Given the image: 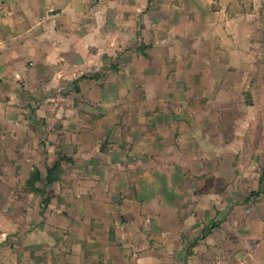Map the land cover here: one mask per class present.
<instances>
[{
	"label": "rangeland",
	"instance_id": "obj_1",
	"mask_svg": "<svg viewBox=\"0 0 264 264\" xmlns=\"http://www.w3.org/2000/svg\"><path fill=\"white\" fill-rule=\"evenodd\" d=\"M106 24L87 32L86 71L38 86L18 113L30 117L0 130V264H157L176 214L206 216L207 196L249 213L264 197L254 57L241 72L161 78L133 32Z\"/></svg>",
	"mask_w": 264,
	"mask_h": 264
},
{
	"label": "crops",
	"instance_id": "obj_2",
	"mask_svg": "<svg viewBox=\"0 0 264 264\" xmlns=\"http://www.w3.org/2000/svg\"><path fill=\"white\" fill-rule=\"evenodd\" d=\"M108 18L112 36L130 31L143 42L142 62L164 67L158 77L241 72L254 57L264 87V0H0V130L30 117L18 113L34 108L41 84L86 71L87 32L104 31ZM246 204L207 196L206 216L170 218L157 264H264V197L249 213Z\"/></svg>",
	"mask_w": 264,
	"mask_h": 264
},
{
	"label": "trees",
	"instance_id": "obj_3",
	"mask_svg": "<svg viewBox=\"0 0 264 264\" xmlns=\"http://www.w3.org/2000/svg\"><path fill=\"white\" fill-rule=\"evenodd\" d=\"M59 168H61V162H56L53 166L47 168V177H46L47 183L51 184V183H53L56 180V178H57L56 177V172L58 171ZM40 174L41 173H40L39 170L32 174V176H33L32 178L33 179H31V181L29 182L30 185H33L36 180L37 181L41 180V178H40L41 175Z\"/></svg>",
	"mask_w": 264,
	"mask_h": 264
}]
</instances>
